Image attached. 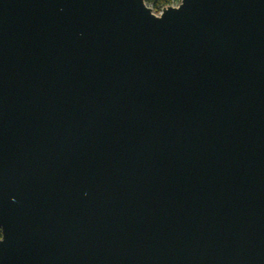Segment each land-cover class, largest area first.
Here are the masks:
<instances>
[{
	"label": "water",
	"instance_id": "95a60500",
	"mask_svg": "<svg viewBox=\"0 0 264 264\" xmlns=\"http://www.w3.org/2000/svg\"><path fill=\"white\" fill-rule=\"evenodd\" d=\"M0 264H264V0H0Z\"/></svg>",
	"mask_w": 264,
	"mask_h": 264
},
{
	"label": "trees",
	"instance_id": "16d2710c",
	"mask_svg": "<svg viewBox=\"0 0 264 264\" xmlns=\"http://www.w3.org/2000/svg\"><path fill=\"white\" fill-rule=\"evenodd\" d=\"M146 4H148L151 9L153 10H158L159 8L165 6V5H170L178 0H144Z\"/></svg>",
	"mask_w": 264,
	"mask_h": 264
},
{
	"label": "built area",
	"instance_id": "2783aa9c",
	"mask_svg": "<svg viewBox=\"0 0 264 264\" xmlns=\"http://www.w3.org/2000/svg\"><path fill=\"white\" fill-rule=\"evenodd\" d=\"M179 1H180V0H178L177 2H175V3H173V4L165 5V6L161 7V8H159L158 10H153V9H151V7H150L148 4H147V6L150 7L152 13H154L155 15H159L160 12H161V10H162L163 8H165L166 6H177L178 3H179Z\"/></svg>",
	"mask_w": 264,
	"mask_h": 264
}]
</instances>
